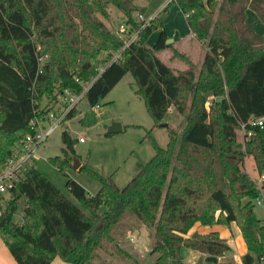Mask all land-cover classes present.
Listing matches in <instances>:
<instances>
[{"label": "trees", "instance_id": "16d2710c", "mask_svg": "<svg viewBox=\"0 0 264 264\" xmlns=\"http://www.w3.org/2000/svg\"><path fill=\"white\" fill-rule=\"evenodd\" d=\"M175 3L205 47L200 65L187 60L181 70L158 56L171 48L163 28L152 45L147 43L161 20L153 19L124 47L99 17L115 6L137 29L133 0H0V171L18 161L22 140L36 132L31 122H45L66 89L81 93L88 87L93 108L129 72L154 125L171 106L186 119L182 134L169 131L165 147L146 134L154 153L121 188L112 176L91 170L101 184L91 193L64 172L78 204L35 164L17 172L13 186L0 195V236L18 264H51L56 257L92 264L106 244L128 255L118 244L126 232L121 225L126 213L152 235L150 253L157 254L152 264H187L180 252L184 246L215 256L229 251L215 231L185 238L195 223L235 222L257 262L264 256V220L254 210L264 177L257 186L244 168L250 159L253 172L264 173V136L250 124L264 116V35L246 14L254 11L264 23V0ZM172 56L185 59L176 50ZM43 98L48 108L41 105ZM242 126L251 135L245 134L241 145L236 131ZM63 140V154L50 160L66 170L72 167L76 140L67 131ZM22 199L23 215L16 222Z\"/></svg>", "mask_w": 264, "mask_h": 264}, {"label": "rangeland", "instance_id": "374dc122", "mask_svg": "<svg viewBox=\"0 0 264 264\" xmlns=\"http://www.w3.org/2000/svg\"><path fill=\"white\" fill-rule=\"evenodd\" d=\"M133 3L135 10L132 15L135 19L138 13L145 17L154 16L158 22L161 20L169 38L187 37L189 27L186 15L180 10L175 0H133ZM108 12L107 17L101 14L99 17L112 31L126 41L127 35L118 31L120 24L126 23L125 15L115 6H110ZM157 34V31H153L149 37V43L156 39ZM193 42L197 43L196 40ZM169 44L170 47L173 46V42ZM199 48L201 49L200 46ZM182 54L185 59L179 56L168 59L167 51L160 52L159 56L172 69L178 70L187 67L186 58L188 57L185 53ZM135 86L133 76L127 72L108 95L100 100V107H90L87 98H83L73 108L74 116L60 123L50 138L35 152L33 162L36 168L75 203L79 202L66 186L68 175L91 193H96L101 186L100 181L91 174V170L104 176H112L115 184L121 188L136 174L138 167L146 163L154 153L150 137L146 135L148 132L161 147L166 146L170 130L178 135L182 134L186 124L185 116L171 106L161 122L166 123L167 127L154 125L144 99L135 94ZM47 103L48 99L43 98L41 105L48 108ZM206 107L209 108L208 103ZM61 108L55 111H60ZM83 118L84 121H82ZM113 123H120L122 130L108 136L106 132ZM65 131L76 140L74 159L79 158L81 165H85L87 169H75L74 159L70 163L72 167L66 170H61L51 162V157L63 154L65 147L63 133ZM236 133L237 142L242 145L245 132L239 128ZM262 133L264 136V127ZM81 137L84 138L82 142L79 140ZM252 167L253 163L247 159L244 168L251 173L257 186H260L264 173L258 176L253 172ZM259 197L262 199V205H255L254 210L256 216L264 220V189L260 187ZM24 202L25 199H22L19 203V211L14 216L16 222L21 221ZM121 221L123 222L121 225H124L123 230L126 232L119 237L118 244L128 255L117 252L116 246L105 243L107 249L104 247L99 249L98 258L92 264H152L157 254L150 253L152 235L147 228L130 213H126ZM207 227L210 228L208 225L195 223L188 233L201 234ZM213 227L219 226L215 224ZM223 262L231 264L229 260Z\"/></svg>", "mask_w": 264, "mask_h": 264}, {"label": "crops", "instance_id": "0c3cea01", "mask_svg": "<svg viewBox=\"0 0 264 264\" xmlns=\"http://www.w3.org/2000/svg\"><path fill=\"white\" fill-rule=\"evenodd\" d=\"M246 14H247V20L252 21L254 30L259 34L264 35V23L257 17L256 13L252 10H247ZM162 28H163V23H162V27H159L155 31H157L159 34ZM167 37L168 39H171L169 43L173 42V46L171 47V49L170 48L164 49L161 52L167 51L168 59H173L172 50H176L179 53H185L188 57L187 60L191 61L192 63L198 65L201 64L205 53V47L196 39L195 35L191 32L190 29L187 31V37L185 36L178 38L177 37L169 38L168 35ZM193 40H196L197 43L194 44ZM154 41L152 43H149V39H148L147 43L149 45H152ZM198 46H200L201 49L200 48L198 49ZM159 54L160 52L158 53V56ZM194 58L196 60H194ZM218 226L219 227L214 228L213 225H210V228L209 227L205 228L203 233L201 234H207L212 231L217 232L222 239L226 240L227 244L230 247L229 251H227L223 256H215L208 253L200 252L198 250H193L191 248L184 246L181 248L180 252L181 255L183 256L184 261L187 264H195L197 263L198 260H202L203 262L212 263V264H218L225 260H229L231 264H258L255 255L247 249V246L241 235L240 229L235 222H231L230 225L227 226L225 225H218ZM193 233H188L187 237L191 236ZM0 264H18L15 258L10 253L5 242L2 240L1 236H0ZM51 264H68V263L63 259H61L60 257H56Z\"/></svg>", "mask_w": 264, "mask_h": 264}, {"label": "built area", "instance_id": "2783aa9c", "mask_svg": "<svg viewBox=\"0 0 264 264\" xmlns=\"http://www.w3.org/2000/svg\"><path fill=\"white\" fill-rule=\"evenodd\" d=\"M155 18L156 17L154 16L145 17L143 14L138 13L136 21L139 23V27L137 29H131L130 25L127 23L120 24L118 31L123 35H127L128 37L126 41H124V47L128 46L132 40L136 39L138 31L148 25ZM118 57L119 53H116L114 59L116 60ZM87 88L88 87H86L81 93H75L70 89L64 90L55 103V107L48 113V118L45 122L41 123L38 119H35L31 122L33 128L36 129V132L28 134L22 140V156L11 168L0 171V195L7 193L8 190L13 186L14 181L17 179V172L24 170L28 166H32L34 164V155L39 146L50 138L60 123H64L68 120L67 116L69 112L79 102H81L83 98H86ZM60 107H62L60 111H55V109L58 110ZM95 107L98 108L100 105L97 104ZM250 124L263 129L264 116L250 121ZM242 129L244 130V126H242ZM245 134L248 137L251 135V131H247ZM79 140L82 142L84 141V138L81 137ZM254 203L255 205H262V199L259 197V195L255 199ZM258 264H264V256L260 258Z\"/></svg>", "mask_w": 264, "mask_h": 264}, {"label": "water", "instance_id": "95a60500", "mask_svg": "<svg viewBox=\"0 0 264 264\" xmlns=\"http://www.w3.org/2000/svg\"><path fill=\"white\" fill-rule=\"evenodd\" d=\"M170 40H171V39H167V40H166V43H169ZM160 126L167 127V124H166V123H161ZM121 130H122V127H121V124H120V123H113V124L109 127L107 133H108V134H115V133L120 132ZM74 161H75V163H74V168H75V169H79L80 166H81V164H82L81 161H80V159H79V158H75Z\"/></svg>", "mask_w": 264, "mask_h": 264}]
</instances>
